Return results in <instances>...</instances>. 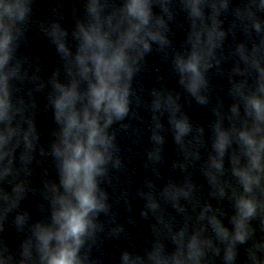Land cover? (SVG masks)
<instances>
[{
	"label": "clouds",
	"instance_id": "9594fccd",
	"mask_svg": "<svg viewBox=\"0 0 264 264\" xmlns=\"http://www.w3.org/2000/svg\"><path fill=\"white\" fill-rule=\"evenodd\" d=\"M90 11L96 12L95 0ZM127 12L137 22L115 37L98 20L79 25L72 46L63 39L64 33L58 37L57 47L65 58L66 78L53 82L55 127L50 132L48 146L40 147V155L51 158L55 177L43 183L39 204L41 215L34 221L31 239L24 246V256L32 259L34 264H82L79 253L84 237L94 227L92 217L106 207V193L101 189V182L108 174L109 164L118 167L120 163L118 159L113 161L115 137L109 129L129 111L128 81L133 75L129 50L137 44L144 51L150 49L148 41L140 36L142 27L149 21L146 0H130ZM13 15L22 19L24 7L18 4L14 12L12 6L5 5L4 15L0 16V69L8 64L13 40L5 16ZM151 38L163 42L156 34ZM177 67L182 76L181 83L186 81L188 90L196 94L204 83L200 55L193 52L187 58L178 59ZM2 79L0 118H7V74ZM248 105L255 120L264 121V100L252 96ZM178 127L185 130L183 124ZM259 131L257 125L253 132ZM253 132L240 133V139L247 146L249 166L236 170L244 192L249 194L254 185L260 184L261 149H264V140L258 141ZM34 133L32 126L24 135L28 150L33 148V139H39V134L34 136ZM226 143L227 138L221 133L216 145L221 153ZM24 158L32 157L26 153ZM239 206L245 218L256 211L250 196L242 197ZM23 219L18 218L19 222ZM239 227L243 228V224ZM236 238L243 241L244 232L239 231Z\"/></svg>",
	"mask_w": 264,
	"mask_h": 264
}]
</instances>
